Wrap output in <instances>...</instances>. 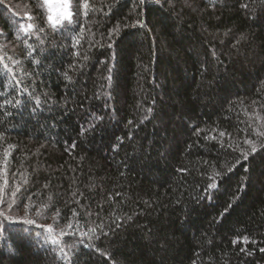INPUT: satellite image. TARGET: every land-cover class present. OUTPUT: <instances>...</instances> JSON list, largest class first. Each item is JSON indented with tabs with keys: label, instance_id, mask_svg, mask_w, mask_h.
Returning a JSON list of instances; mask_svg holds the SVG:
<instances>
[{
	"label": "trees",
	"instance_id": "1",
	"mask_svg": "<svg viewBox=\"0 0 264 264\" xmlns=\"http://www.w3.org/2000/svg\"><path fill=\"white\" fill-rule=\"evenodd\" d=\"M69 10L0 0V264H264V0Z\"/></svg>",
	"mask_w": 264,
	"mask_h": 264
},
{
	"label": "rangeland",
	"instance_id": "2",
	"mask_svg": "<svg viewBox=\"0 0 264 264\" xmlns=\"http://www.w3.org/2000/svg\"><path fill=\"white\" fill-rule=\"evenodd\" d=\"M45 2L49 6L51 19L54 23H59L70 17L69 0H45ZM8 3H11V1H8ZM12 6L17 7L15 3ZM19 8L24 10L23 7L19 6Z\"/></svg>",
	"mask_w": 264,
	"mask_h": 264
}]
</instances>
